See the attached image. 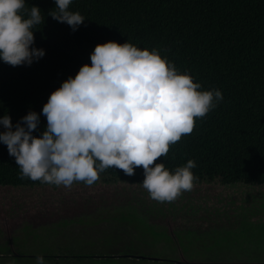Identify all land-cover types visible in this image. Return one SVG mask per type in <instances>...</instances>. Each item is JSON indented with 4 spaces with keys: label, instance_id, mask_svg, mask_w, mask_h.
<instances>
[{
    "label": "trees",
    "instance_id": "1",
    "mask_svg": "<svg viewBox=\"0 0 264 264\" xmlns=\"http://www.w3.org/2000/svg\"><path fill=\"white\" fill-rule=\"evenodd\" d=\"M32 5L44 15V23L33 30L34 45L43 48L44 55L28 66L0 61V116L7 112L15 124L34 110L42 132L46 118L40 109L49 93L69 75L74 76L82 64H90L89 53L97 43L111 40L122 44L128 40L141 48L155 47L179 72L198 81L201 90L219 89L223 99L204 116L195 118L192 131L170 144L167 155L154 163L163 160L171 171L188 159L194 160V185H264V0H72L69 9L85 17L75 31L47 15L54 10L55 0H26V8ZM19 172L15 158L0 142V186L63 187L28 177L20 179ZM142 179L140 166L134 167L133 175L112 166L100 172L92 185L74 181L71 186L141 185ZM62 222L47 231L56 233L70 221ZM27 228L25 236L40 246L39 252L49 261L143 258L137 246H132V251L107 246L111 250L82 255L57 253L53 246L44 244L46 232ZM114 236H103L104 245L111 244ZM2 250L9 252L4 246ZM192 257L198 258L196 254ZM145 260L173 264V259L148 256Z\"/></svg>",
    "mask_w": 264,
    "mask_h": 264
},
{
    "label": "clouds",
    "instance_id": "2",
    "mask_svg": "<svg viewBox=\"0 0 264 264\" xmlns=\"http://www.w3.org/2000/svg\"><path fill=\"white\" fill-rule=\"evenodd\" d=\"M72 0H55L48 11L72 31L85 20L71 11ZM26 0H0V61L11 66L31 65L44 55L34 45L33 30L44 23L40 8H26ZM39 25V27H36ZM82 64L51 91L40 117L29 110L15 123L0 116V142L25 177L57 186L74 181L92 185L99 173L115 166L133 175L140 166L139 182L157 201H172L191 190L197 177L195 161L169 170L163 160L169 145L189 134L195 118L204 116L223 99L219 89L201 90V84L177 70L158 50L125 41L97 43ZM39 132V135H34ZM36 264H45L42 255Z\"/></svg>",
    "mask_w": 264,
    "mask_h": 264
},
{
    "label": "rangeland",
    "instance_id": "3",
    "mask_svg": "<svg viewBox=\"0 0 264 264\" xmlns=\"http://www.w3.org/2000/svg\"><path fill=\"white\" fill-rule=\"evenodd\" d=\"M60 222L68 225L47 231ZM25 227L46 232L44 244L61 254L111 250L107 246L132 251L137 246L143 256L45 259V264H152L145 260L148 256L173 259V264H264V185H193L172 201H157L142 185L123 183L0 186V264H36L43 252L25 236ZM103 236H114L112 243L104 245Z\"/></svg>",
    "mask_w": 264,
    "mask_h": 264
}]
</instances>
